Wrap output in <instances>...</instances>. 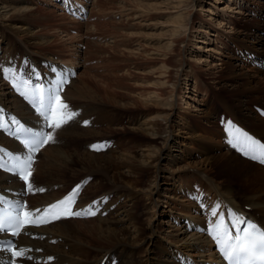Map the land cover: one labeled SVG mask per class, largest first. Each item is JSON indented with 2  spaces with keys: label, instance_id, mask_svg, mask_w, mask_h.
Returning <instances> with one entry per match:
<instances>
[{
  "label": "bare ground",
  "instance_id": "1",
  "mask_svg": "<svg viewBox=\"0 0 264 264\" xmlns=\"http://www.w3.org/2000/svg\"><path fill=\"white\" fill-rule=\"evenodd\" d=\"M191 1L176 0L174 7L177 10L174 15L168 16L174 35L181 31L179 30L181 27L188 24L189 11L186 12L185 7L189 6ZM29 3V0H0V48H3L0 56L6 54L7 50L30 56H43L39 51L29 47V43L36 48L47 42L44 35L34 31L33 26L25 21L26 17L33 14ZM148 7L153 9L152 5ZM8 31L22 35L19 36L21 39L18 36L8 39ZM15 42L18 45H15ZM257 44L262 49L259 56L264 58L261 54L264 51V40H258ZM166 45L168 48L171 43ZM160 66L159 71L162 73L166 67L163 64ZM237 71L240 70L235 69L227 76L242 78V82L238 79L229 84L232 86V101H237L235 102L237 106H233L234 110L231 108L230 115L264 136V120L256 112L252 115L249 111L253 104L264 102L261 99H264V77L251 81L248 78L254 75L247 76L244 75V71ZM261 72L264 71L257 68L253 73ZM222 87L225 89L226 85L222 84L221 89ZM64 93L66 99L74 106L84 104L89 110V115H94L93 121L97 124L108 120L113 122L111 117L119 116L115 110L126 109L132 114V116L127 114V126L131 125L132 131H139L140 136L126 143L118 141L115 149L93 153L88 151L87 147L81 148V145L92 142L91 137H103L106 133L113 134L114 129L106 130V126L84 128L80 131L70 129L73 132L68 137L61 128L57 133L58 142L46 145L40 152L41 157L33 173V180L50 188L49 191L39 195L43 203L59 196L68 180L74 182L84 175L93 176V181L86 188L89 195H95L99 190H112L115 198L123 197L122 201L111 199L106 207L112 203H117V206L110 212L96 213L97 217L59 220L42 227V231L46 234L30 243L43 248V253L40 255L47 257L49 264H98L102 255L108 252L118 257L117 264H178L174 258L181 251L197 254L199 257L206 254L213 255L212 245L209 242V240L214 242L209 234L212 222L222 213L225 222L229 223L228 210L241 208L240 201H244L242 205H251L253 210L259 212L264 219V167L229 153L221 143L215 147L201 146V154L204 156L200 160L190 159V156L186 158V147L183 149L179 145L183 142L173 133L175 120L172 111L173 98L162 100L153 94V97L147 99L148 101H144L145 109H139L131 104L126 94L115 92V98L106 91V95L101 97L91 81L83 80L78 76ZM243 98L248 102H244ZM5 99L22 105L7 92L5 84L0 81V104ZM123 128L124 125L120 129ZM184 133L188 134V137L190 135L188 138L190 140L187 139L188 141L184 143L199 148L198 144L194 143L200 140L195 136V130L190 128ZM72 135L83 138L78 146H76L77 139H72ZM69 143L72 145L67 146ZM176 147L180 153H175ZM216 147L221 148L218 150L219 153L214 152ZM187 148L190 152L192 147ZM188 169H196L200 172L201 179L190 177L192 174L186 171ZM177 171L187 172L186 177L182 180L175 179L174 173ZM218 176L227 179L236 178L238 181L229 180L225 185H221L216 180ZM4 179L5 176L0 173V181ZM243 186L250 187L251 194L245 195L243 191L241 193L236 191L237 195H235L234 189L237 187L240 190ZM194 192L198 194L194 195ZM205 198L211 200L209 204ZM224 202H227V206H224ZM82 203H85V200L82 199ZM161 204L165 209L170 208L169 211L177 207L174 213L170 215V212L167 213L172 217L173 222L190 217L193 208L197 205L203 210L206 223L202 226V230L206 229L207 232L200 234L187 231L185 225L182 226L180 222L177 225L169 223L165 227L167 234L162 235L159 233L160 228L157 227L158 215L153 212ZM217 204L221 207L218 209L217 217H213L210 209ZM186 233H189L187 236L190 238L186 237ZM21 239L23 240V237Z\"/></svg>",
  "mask_w": 264,
  "mask_h": 264
},
{
  "label": "rangeland",
  "instance_id": "2",
  "mask_svg": "<svg viewBox=\"0 0 264 264\" xmlns=\"http://www.w3.org/2000/svg\"><path fill=\"white\" fill-rule=\"evenodd\" d=\"M30 2L33 14L26 17L25 21L31 24L33 30L39 34H44V36L50 34L51 39L36 48L29 43V47L41 52L39 48L42 46L46 52L50 51L65 57L66 50L60 49L61 43L70 39L64 26L66 25L62 18L64 15L58 9L56 1L30 0ZM190 3L185 7L186 12L189 11L188 24L179 29L181 30L178 31L179 34L174 35L172 25L168 22V16L175 14L176 0H90V8L93 12H97V15L92 13V22L88 23L89 30H87L92 33L83 39L87 48L83 49L85 52H82L85 56L102 57L94 59L98 62L91 69H80V75L77 74L79 78L91 81L101 97L106 95V91L115 98L117 92L126 94L131 104L133 103V106L139 109H145L144 101H148L147 99L153 97V94L162 100L173 98L172 111L175 114L173 133L181 138L183 143L179 145L182 144V146L190 140L188 139L190 135L188 137V134L184 133L185 130L189 131L192 128L196 132L202 126H211L210 123H205L211 120L212 110L206 109L210 98L209 87L216 88L213 93L217 100V116L219 117L220 109L228 107V115H230L231 108L234 110L233 106L235 102L237 103V101H232V86L229 84L238 79L242 82V78L240 76L238 78L227 77L231 71L239 69L241 72L244 71V75H254L248 78L251 81L264 77V72L253 73L256 67H252L250 71V67L236 60L238 57L233 56L231 52L233 41L250 45L251 40L257 43L260 38H264V30H262L264 24H261L264 19V0H192ZM149 5H152L153 9L148 7ZM247 7L262 13L263 16L258 18L259 23L256 21L257 18L250 15ZM252 27L262 30L261 33ZM85 30L86 28L83 27V32ZM8 32V39L12 36H22L12 31ZM92 36L97 37L90 39ZM168 43H171L170 48L166 47ZM15 45L18 43L15 42ZM1 51L3 48H0V53ZM162 64L166 68L161 73L159 68ZM106 65L111 66L112 70L103 71L107 68ZM261 74L263 75L259 76ZM161 82L163 84H160ZM222 84L226 85L225 89L224 87L221 89ZM243 101L248 102L245 98ZM115 111L119 116L127 119V114L132 116L126 109ZM249 111L252 115L255 114L253 106ZM246 113L249 112L246 111ZM122 117L121 119L125 122L126 119ZM213 126L216 127V125ZM114 130L113 133H118ZM118 130L124 132L121 137H118V141L124 143L140 136L139 131L131 130V125ZM217 132L221 135L220 129ZM202 133L205 139L212 135L211 129ZM195 136L202 140L197 132ZM177 148H174L176 154L180 153ZM195 149V147L193 150L191 148L189 152L186 147V158L188 156L191 158ZM220 149L216 147L214 152L219 153ZM200 159L202 158L197 160ZM186 171L191 172L190 177L193 179L194 177L201 179L200 172L190 171V169ZM187 172L177 171L174 173V178L182 180ZM216 180L221 185H225L229 180L238 181L236 178L227 179L223 176L216 177ZM174 185L175 183L172 184L175 189ZM240 190L245 195L251 194L250 187L243 186ZM234 194L237 195L236 188ZM176 208L169 211L170 208L165 209V206L161 204L153 210L158 215L157 227L160 228L159 233L162 235L164 233L161 230L167 234L165 227L169 223L174 225L172 217L167 213L170 212L169 215L174 213ZM187 235L189 233H186V237L190 238ZM192 255L195 256L194 253Z\"/></svg>",
  "mask_w": 264,
  "mask_h": 264
},
{
  "label": "snow or ice",
  "instance_id": "3",
  "mask_svg": "<svg viewBox=\"0 0 264 264\" xmlns=\"http://www.w3.org/2000/svg\"><path fill=\"white\" fill-rule=\"evenodd\" d=\"M4 78L7 79L8 77L5 76ZM65 83H67V80L62 79L56 85L54 93L48 96L47 105L44 103V89L37 86L33 90L34 96L38 100L36 110L41 112V115L45 117L46 126L52 129V131L34 132L31 129L20 126L16 131L28 136L24 144L30 154L24 159H21L20 156L12 157L10 165L5 163L3 158L0 157V169H5L23 180L27 192L45 191L44 188H34L33 183L30 181L32 177V164L34 162L33 154L39 153L46 145L54 142L56 130L61 129L75 116L74 112L67 111L68 105L60 96ZM21 94L25 95L24 92H21ZM228 123L231 124V122ZM244 142L247 149L245 154L250 155L254 160L259 159L261 163H264V144L252 140L247 134H244ZM93 147L99 150L102 146ZM233 147H236V144H233ZM80 190L81 186L78 185L55 203L45 208L29 210H24L27 208L26 204L17 202L13 205L8 203L3 195H0V205L7 204L6 208H0V212L3 213L0 215V231L11 229L13 235H20L21 230L25 229L26 225L38 226L39 224L50 223L52 220H59L67 216L95 215L96 213L92 210L91 206L83 211H72L71 206L76 203V197L79 196ZM220 207L217 204L210 209L213 217H217ZM9 209H12V211H9ZM16 209H20V211H16ZM13 212H15V215H13ZM228 221L229 223L225 222V217L221 213L218 219L212 222V228L209 230V234L216 243L223 259L227 261V264H264V229L259 228L246 217L230 209L228 210ZM14 255L21 257L24 255V250H15Z\"/></svg>",
  "mask_w": 264,
  "mask_h": 264
}]
</instances>
